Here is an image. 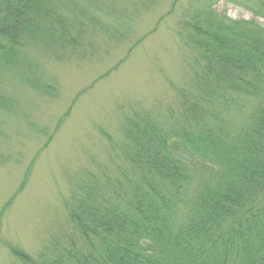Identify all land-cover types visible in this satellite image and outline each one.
Here are the masks:
<instances>
[{
	"label": "trees",
	"instance_id": "obj_1",
	"mask_svg": "<svg viewBox=\"0 0 264 264\" xmlns=\"http://www.w3.org/2000/svg\"><path fill=\"white\" fill-rule=\"evenodd\" d=\"M53 1L0 0V71L15 66L26 40L41 37ZM236 2L251 18L231 19L207 1L183 21L198 57L191 84L178 89L179 116L129 118L120 175L98 167L71 188L70 241H55L40 258L11 246L16 258L24 264H264V0ZM0 102H9L1 92ZM250 102L242 123L232 124L230 114Z\"/></svg>",
	"mask_w": 264,
	"mask_h": 264
},
{
	"label": "rangeland",
	"instance_id": "obj_2",
	"mask_svg": "<svg viewBox=\"0 0 264 264\" xmlns=\"http://www.w3.org/2000/svg\"><path fill=\"white\" fill-rule=\"evenodd\" d=\"M207 1L231 19L251 18L236 0L53 1L41 37L0 71L9 100L0 102V264H24L11 246L40 258L70 241L71 188L98 167L120 175L129 118L179 116L178 89L191 84L198 57L183 21ZM253 105L231 113L232 124Z\"/></svg>",
	"mask_w": 264,
	"mask_h": 264
}]
</instances>
